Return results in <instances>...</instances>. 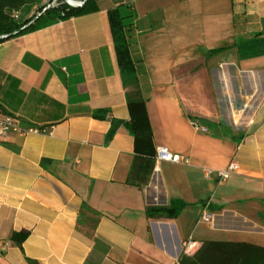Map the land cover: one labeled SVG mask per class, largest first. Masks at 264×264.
Listing matches in <instances>:
<instances>
[{
	"label": "crops",
	"instance_id": "crops-1",
	"mask_svg": "<svg viewBox=\"0 0 264 264\" xmlns=\"http://www.w3.org/2000/svg\"><path fill=\"white\" fill-rule=\"evenodd\" d=\"M97 3L0 43V107L38 131L0 138V264H180L190 239L187 258L210 242L264 249V0ZM119 5L136 14L154 146L182 159L140 188L126 185L133 138L121 127L105 141L129 119L107 19ZM231 161L238 172L215 179Z\"/></svg>",
	"mask_w": 264,
	"mask_h": 264
},
{
	"label": "trees",
	"instance_id": "trees-1",
	"mask_svg": "<svg viewBox=\"0 0 264 264\" xmlns=\"http://www.w3.org/2000/svg\"><path fill=\"white\" fill-rule=\"evenodd\" d=\"M41 0H0V43L5 40L20 37L43 28H46L58 20L70 17L86 16L98 12L97 0H72L83 2L79 8L67 5L64 0L58 2V6L48 8L43 13L41 8L38 14L31 18L19 21L14 14L20 11L29 12L33 6ZM39 15V16H38ZM37 17V18H36ZM110 33L114 45L116 60L120 71V77L124 88H130L131 93L127 98L129 119L120 121L110 120V128L105 136L108 143L112 140L117 130L123 127L133 138V162L126 179V185L140 188L148 183L155 164L156 148L154 146L153 133L146 110L149 101V86L147 73L144 67L143 57L139 50L136 33L134 10L127 5H119L107 12ZM222 50H214L209 56L216 55ZM106 110L93 111L91 117L95 120H106ZM49 162L43 160L42 166ZM87 209L82 204V210ZM80 211V216H81ZM149 218L176 216L173 208H150L146 211ZM27 234L23 233L14 239L24 240ZM262 259L264 264V249L246 244L229 242H210L205 249L194 258L182 255L180 264H259ZM29 264H35L28 261Z\"/></svg>",
	"mask_w": 264,
	"mask_h": 264
},
{
	"label": "built area",
	"instance_id": "built-area-1",
	"mask_svg": "<svg viewBox=\"0 0 264 264\" xmlns=\"http://www.w3.org/2000/svg\"><path fill=\"white\" fill-rule=\"evenodd\" d=\"M58 0H51L45 5V8L43 9L42 13L47 10L48 8L58 6L57 3ZM64 2L67 4V0H64ZM81 3V2H79ZM68 5V4H67ZM15 19H17V16H13ZM192 126L196 131L203 132L205 131L203 128H201L196 121L192 122ZM11 133H18L20 135H24L27 133H38L35 129H29L28 131L21 130L18 125L16 124V121L13 117L10 115H7L0 107V138H4L8 136ZM160 161H165L173 164H180L182 163V159L178 155H172L167 152V150L159 148L156 150L155 155V163H158ZM239 170V166L235 161H231L227 167L224 170L216 171L214 173L215 179L219 181H225L229 179L232 175L236 174ZM212 171H205L204 172V178L206 180H210L212 176ZM196 247L193 240H187L182 244V255L184 256H191L195 253Z\"/></svg>",
	"mask_w": 264,
	"mask_h": 264
},
{
	"label": "rangeland",
	"instance_id": "rangeland-1",
	"mask_svg": "<svg viewBox=\"0 0 264 264\" xmlns=\"http://www.w3.org/2000/svg\"><path fill=\"white\" fill-rule=\"evenodd\" d=\"M51 0H41L40 3L38 5L33 6V8H31V11L34 12V15L38 14V12L40 11L41 8H44L45 5L50 2ZM60 0L57 1V3ZM25 12L26 11H20L18 14H14L15 16H17L19 21H23L25 18Z\"/></svg>",
	"mask_w": 264,
	"mask_h": 264
},
{
	"label": "water",
	"instance_id": "water-1",
	"mask_svg": "<svg viewBox=\"0 0 264 264\" xmlns=\"http://www.w3.org/2000/svg\"><path fill=\"white\" fill-rule=\"evenodd\" d=\"M67 4L70 6V7H73V8H79L83 5V2L79 3V2H76V1H72V0H67ZM39 16V15H38ZM37 18V17H36Z\"/></svg>",
	"mask_w": 264,
	"mask_h": 264
}]
</instances>
